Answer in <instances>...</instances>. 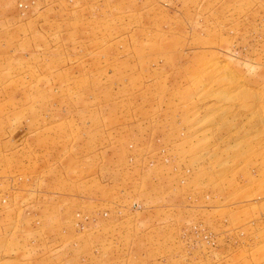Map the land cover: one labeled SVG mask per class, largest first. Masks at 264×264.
<instances>
[{
    "label": "rangeland",
    "instance_id": "374dc122",
    "mask_svg": "<svg viewBox=\"0 0 264 264\" xmlns=\"http://www.w3.org/2000/svg\"><path fill=\"white\" fill-rule=\"evenodd\" d=\"M0 264H264V0H0Z\"/></svg>",
    "mask_w": 264,
    "mask_h": 264
}]
</instances>
